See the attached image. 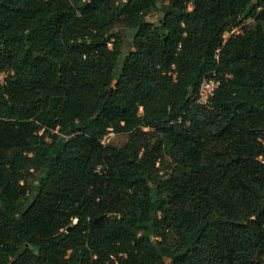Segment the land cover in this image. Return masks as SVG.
Returning a JSON list of instances; mask_svg holds the SVG:
<instances>
[{"label": "trees", "instance_id": "1", "mask_svg": "<svg viewBox=\"0 0 264 264\" xmlns=\"http://www.w3.org/2000/svg\"><path fill=\"white\" fill-rule=\"evenodd\" d=\"M0 76V264H264V0H0Z\"/></svg>", "mask_w": 264, "mask_h": 264}, {"label": "built area", "instance_id": "2", "mask_svg": "<svg viewBox=\"0 0 264 264\" xmlns=\"http://www.w3.org/2000/svg\"><path fill=\"white\" fill-rule=\"evenodd\" d=\"M239 29L235 28L230 32L225 33L224 37H228L229 35L233 34L234 32H238ZM219 81L218 79L211 77V78H204L198 88V92L196 95V101L198 103H205L208 101L209 97L213 94L214 89L217 87ZM109 140V136L105 135L102 138V142L106 143ZM99 169V165L97 166L96 170ZM110 262L108 264H117L116 258L113 255H110Z\"/></svg>", "mask_w": 264, "mask_h": 264}, {"label": "rangeland", "instance_id": "3", "mask_svg": "<svg viewBox=\"0 0 264 264\" xmlns=\"http://www.w3.org/2000/svg\"><path fill=\"white\" fill-rule=\"evenodd\" d=\"M159 14L160 13H158L157 9L153 8L148 12L146 17L149 20H155V19H157V16ZM129 31H130V29L126 25H124V23H122V22L116 24L113 28V32L117 33L121 37L122 45H123L124 49L128 45V43L131 41ZM239 33H240V31L234 32V34H239ZM2 76H0V81H2ZM106 135L109 136L108 141L113 142V143H120L123 140V136L121 134H116V133L111 132V131L108 132ZM38 175H39V172H36L35 176H38Z\"/></svg>", "mask_w": 264, "mask_h": 264}, {"label": "water", "instance_id": "4", "mask_svg": "<svg viewBox=\"0 0 264 264\" xmlns=\"http://www.w3.org/2000/svg\"><path fill=\"white\" fill-rule=\"evenodd\" d=\"M113 217H115V214H113Z\"/></svg>", "mask_w": 264, "mask_h": 264}]
</instances>
